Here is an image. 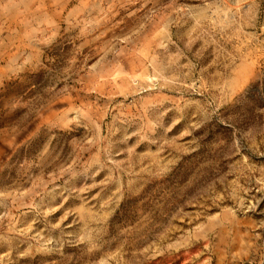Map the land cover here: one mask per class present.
Here are the masks:
<instances>
[{"label": "rangeland", "instance_id": "374dc122", "mask_svg": "<svg viewBox=\"0 0 264 264\" xmlns=\"http://www.w3.org/2000/svg\"><path fill=\"white\" fill-rule=\"evenodd\" d=\"M0 264H264V0H0Z\"/></svg>", "mask_w": 264, "mask_h": 264}]
</instances>
